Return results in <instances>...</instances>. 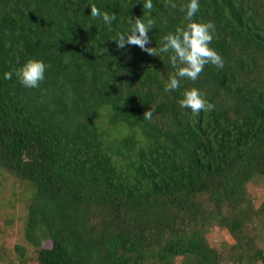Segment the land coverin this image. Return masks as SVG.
I'll use <instances>...</instances> for the list:
<instances>
[{
    "label": "trees",
    "instance_id": "obj_1",
    "mask_svg": "<svg viewBox=\"0 0 264 264\" xmlns=\"http://www.w3.org/2000/svg\"><path fill=\"white\" fill-rule=\"evenodd\" d=\"M152 2L0 0V173L27 189L12 264H264L251 232L264 201L246 192L264 177V0H199L193 19L214 23L225 64L171 92L169 54L112 40L152 19L159 49L187 23L189 0ZM91 6L115 14L111 30ZM30 58L46 65L39 88L4 79ZM193 87L214 110L180 107ZM212 230L232 242L211 245Z\"/></svg>",
    "mask_w": 264,
    "mask_h": 264
},
{
    "label": "clouds",
    "instance_id": "obj_2",
    "mask_svg": "<svg viewBox=\"0 0 264 264\" xmlns=\"http://www.w3.org/2000/svg\"><path fill=\"white\" fill-rule=\"evenodd\" d=\"M164 6L172 9L178 7L175 0H165ZM153 7L152 0H144L143 9L150 13ZM179 10L185 14L187 23L178 26L174 33L164 36L159 49L148 46L150 43L149 30L155 26L152 19L144 22L139 17L135 20L130 18L127 33H117L112 38L118 49L124 48L127 44L138 46L151 56L159 57L161 54H169V62L174 73L169 76L164 85L166 92L178 90L181 80L196 81L206 65H214L223 69L225 64L222 56L210 46L215 33L214 23L211 21L197 22L193 19L200 10L199 0H189L187 4L180 5ZM90 14L93 19H102L109 30H111V25L116 19L115 14L110 15L107 11L102 12L95 6H91ZM45 73L44 61L30 58L15 69L14 73L12 71L5 72L4 79L11 80L15 75L23 87L33 89L40 87L45 79ZM178 103L181 108L190 109L194 116L199 115L202 111L209 112L215 108V105L210 103L201 91L194 87L186 89ZM153 112L154 109H147L143 113V118L151 121Z\"/></svg>",
    "mask_w": 264,
    "mask_h": 264
},
{
    "label": "rangeland",
    "instance_id": "obj_3",
    "mask_svg": "<svg viewBox=\"0 0 264 264\" xmlns=\"http://www.w3.org/2000/svg\"><path fill=\"white\" fill-rule=\"evenodd\" d=\"M247 196L251 200L252 208H258L260 202L264 201V177L251 179L246 183ZM27 195L26 185L19 179L0 173V264L16 263V256L13 249L14 244H24L21 236L22 221L24 216L23 197ZM261 229V228H260ZM251 228L260 238L259 245L264 247V229ZM209 243L215 247L221 246L224 242H232L225 230H212L209 236ZM26 255L31 257L33 252L29 247ZM26 264H34L32 261Z\"/></svg>",
    "mask_w": 264,
    "mask_h": 264
}]
</instances>
